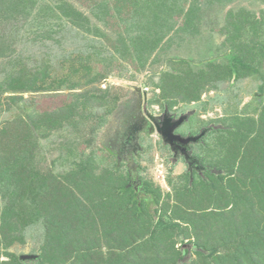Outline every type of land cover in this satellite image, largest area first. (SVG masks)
Listing matches in <instances>:
<instances>
[{
	"label": "trees",
	"instance_id": "1",
	"mask_svg": "<svg viewBox=\"0 0 264 264\" xmlns=\"http://www.w3.org/2000/svg\"><path fill=\"white\" fill-rule=\"evenodd\" d=\"M243 1L0 0V59L19 34L52 38L67 25L110 43L75 49L81 65L74 53L60 65L70 72L33 54L0 74V264H264V0ZM115 60L149 74V104L163 109L207 111L203 94L221 83L261 82L255 101L203 122L217 125L198 154L213 172L169 173L165 192L96 143L120 105L100 86ZM66 89L54 109L22 105L25 93ZM58 134L62 168L43 169L40 152Z\"/></svg>",
	"mask_w": 264,
	"mask_h": 264
},
{
	"label": "rangeland",
	"instance_id": "2",
	"mask_svg": "<svg viewBox=\"0 0 264 264\" xmlns=\"http://www.w3.org/2000/svg\"><path fill=\"white\" fill-rule=\"evenodd\" d=\"M246 3L248 6L254 9H259L261 5L258 0L243 1V5ZM211 22H214L215 25H218L220 24L221 19L218 20L217 16L213 14V19H211ZM204 29L207 32L208 28L205 27ZM63 31L64 32L54 34L52 38L44 39H40L43 36L42 31H38L37 33L28 32L26 35L23 34V36H21L19 34L18 36H16L12 48L8 50V52L10 53L7 52L6 54L9 55L7 56V59H0L1 76H4V71L5 69H7L6 65L9 63V61H11L9 60V58L11 59L18 56L20 59H26L31 57L33 54L39 55L38 58H40V61L44 59V56L48 57L50 55L52 65L56 67L57 72L60 71L66 73L71 71L70 62L67 63L65 69H61L60 65L63 64L61 63V61L64 60V57H69L72 53H74L71 63L73 62L76 64V67H79L81 64L78 61V51H76L75 49L80 46L87 45V42H90V46L96 42L92 41L91 39H86L83 34H79L76 30H72L70 25H67V27L65 26ZM96 40L98 42L103 40V38H97ZM106 40L104 39L103 41L96 43L97 46H100L102 43L110 44ZM194 44H200L202 47L206 46V42H204L203 40L201 43L198 42ZM219 44H221V39L219 41H215V46ZM104 49H106V47H104ZM85 53L87 54V52ZM189 55L193 56L192 54L188 53L187 56ZM10 65L9 67H11ZM102 67L103 64L99 63L98 68L101 69ZM108 67L110 69H108L107 71H111V74L106 79L101 81L100 86L102 88L112 86L114 92L118 93L121 97V100L119 108L115 110L113 112L114 114H112L111 116L110 126L106 123V125H103V127L100 129L96 143L101 147L103 146L104 148H107L110 151L114 152L115 156H118L115 148H117L119 145L117 140L120 139L121 136L120 131L123 126L122 122H124L126 115L135 108L136 102L138 100L137 95H139L140 92H144L143 86L149 85L148 87H150V84H148L149 74H147L146 71L141 72L140 70L134 68L130 63H123L117 60L114 61V64H108ZM156 80H158V78H156ZM260 83L261 82L259 80L251 77L241 79L235 84L233 83L231 85H229V82L221 83L218 89L211 92V94L208 93L207 96H205V99L210 101V112L203 113V110L201 108L199 111V115L201 114L202 119L204 121H207L210 118L217 119L219 117H222L226 115L227 112L230 113L231 111H234L235 108L241 110L247 103L255 101L254 96L258 95L259 93ZM84 89L85 87L80 90ZM153 90L154 89L151 90L152 92H150V90L146 92L149 100V96L152 97L154 94ZM156 90L159 92V89ZM69 92L70 91L68 89L59 92H28L24 94L25 100L22 102V105L25 108L29 109L35 106L39 109H54L64 104V101L65 99H67ZM14 107L15 112L23 111V109L19 108V106L14 105ZM177 107L179 108V110L196 109V106H194V104L188 103L177 105ZM152 108L153 110L155 109L157 113H160L159 110L165 111L162 108L161 104H155ZM100 112L103 113L102 109ZM2 117H12L11 111L4 112ZM192 123L197 124L198 127L195 129L197 130L200 126V121L196 114L192 115L190 120H188L186 124L182 126V130L185 132L192 125ZM86 132L88 134L92 132L90 126L87 127ZM199 134L200 133L196 134V136H198ZM155 135L152 136V138H146L145 142L140 140V142H143L145 144L147 143V148L140 150L138 154L135 153V159L131 161H137V163L139 164L135 165V163H131V166L138 168V166L140 165V167H142L141 174L145 178L151 179L154 183L161 186V188L165 192H167L169 190L167 188H163L161 184L163 183L164 177L167 180V176L169 175V173L173 176H176L178 175L176 174L177 172H184L187 170V168L182 161H180L179 163L177 162L178 164L176 163V166L174 162L171 163V161L166 158L167 154L165 153L164 147L161 145V141H159L157 136ZM154 139L155 142H153ZM63 140L64 138L60 134H58L53 137L51 141L45 145V147L43 146L42 152H40L39 155L42 164L40 166L43 169L54 168L55 166H57L58 170L62 168V165L59 161V156L62 152L61 142ZM193 147L194 152L196 154H199L201 144L194 143ZM214 154L215 153H212L210 156L214 157ZM129 157L131 158V156ZM207 166L212 170V172L216 169L209 165ZM28 250L29 247H27L25 251Z\"/></svg>",
	"mask_w": 264,
	"mask_h": 264
},
{
	"label": "flooded vegetation",
	"instance_id": "3",
	"mask_svg": "<svg viewBox=\"0 0 264 264\" xmlns=\"http://www.w3.org/2000/svg\"><path fill=\"white\" fill-rule=\"evenodd\" d=\"M137 96L138 100L135 108L126 115L124 122H122L123 126L120 131L121 136L120 139L117 140L119 145L117 148L114 147L116 149L115 151H117L119 159L127 161L129 167L132 165L131 163H135L136 165V162L131 160L135 159V153L138 154L140 150L144 148L140 142V137L145 136V138H152V136L156 134L158 140L161 141V145L164 147L165 153L167 154L166 158L169 159L171 163L182 161L186 165L187 170L190 171V167H192L194 172L202 171V165L205 164H203L200 160V156L194 152L193 144L204 143V139L208 135L209 131L202 138L195 136L196 134L201 133L204 128H214L217 127V125L212 123L209 125H202L199 131L195 133L193 131H189L188 129L184 132L182 130V126L187 122L186 120L188 115L193 110H179L178 107H173L170 109V117H172V121L175 122V125L179 124L181 120H184V122L180 126L175 127L174 134L178 136L171 134L164 139L161 134L157 133L156 126L150 118V115H154L156 117L155 121L157 122L161 119L160 122L162 123H160V125L165 126L163 123L165 118L162 117L165 115V111L159 110L160 113H157L155 109L153 110V105L149 104L147 93L140 92ZM188 136H190V138H186ZM129 156H131V158ZM132 169H136V167L132 166Z\"/></svg>",
	"mask_w": 264,
	"mask_h": 264
},
{
	"label": "water",
	"instance_id": "4",
	"mask_svg": "<svg viewBox=\"0 0 264 264\" xmlns=\"http://www.w3.org/2000/svg\"><path fill=\"white\" fill-rule=\"evenodd\" d=\"M162 117H164L165 119H164V125L165 126H161L160 125V123H162V122H160L161 121V119H159L158 121L159 122H157V121H155V116L154 115H150V118L152 119V121L154 122V124H155V126H156V131H157V133H159V134H161L163 137H164V139H166V137L167 136H170L171 134H173L174 136H178V135H175L174 133V130H175V127L176 126H180L183 122H184V120H181L180 121V123L179 124H177V125H175V122H173L172 121V117H170V109L169 108H166L165 109V115H163ZM170 117V118H169ZM160 118H161V116H160ZM212 129V127H206V128H204L202 131H201V133L198 135V136H195V137H199V138H202V137H204L207 133H208V131H210ZM192 136V135H191ZM186 138H190V136H188V137H186ZM185 139V138H184ZM186 157V156H185ZM186 161H187V159H186ZM209 167L208 166H206V165H202V168H201V170L202 171H205L206 169H208ZM190 173H191V176H193V174H194V171H193V168L192 167H190ZM36 257V255H34V254H25V255H22L21 256V258L23 259V260H26V259H33V258H35Z\"/></svg>",
	"mask_w": 264,
	"mask_h": 264
},
{
	"label": "crops",
	"instance_id": "5",
	"mask_svg": "<svg viewBox=\"0 0 264 264\" xmlns=\"http://www.w3.org/2000/svg\"><path fill=\"white\" fill-rule=\"evenodd\" d=\"M148 84H150V83H148ZM147 85V84H146ZM149 85H147V86H143V91L146 93L148 90H150V92H152L151 90H152V84H150V87H148ZM211 92H213V90L212 91H210V92H207V93H204L203 94V99H204V101H208V102H210L209 100H207V99H205V96H207V94L208 93H210L211 94ZM149 98H151L150 96H149ZM211 100V99H210ZM180 104H184L183 102H181V103H179L178 105H180ZM188 104H194V106H196V109L195 110H193V109H191V110H193V111H191V113L188 115V118H187V120L186 121H188V120H190V118H191V116L192 115H194V114H196L197 115V117H198V119H199V121H200V126H199V128L197 129V130H195L198 126H197V124L196 123H192V125L188 128V130L189 131H193L194 133L195 132H198L199 131V129L202 127V124H203V122H205L203 119H202V115L200 114L199 115V111H200V109L201 108H199L200 107V104L199 103H195V102H191V103H188ZM154 105L155 104H153V107H154ZM174 107H177V106H174ZM210 108H211V105H210V103H209V108H208V110L207 111H204L203 110V113H208V112H210ZM190 117V118H189ZM186 124V123H185ZM155 135V134H154ZM153 135V136H154ZM156 136V135H155ZM140 140H142V141H146V138H145V136H141L140 137ZM148 140H150V139H148ZM151 142V141H150ZM153 142H155V139L153 140ZM141 144H142V146L144 147L143 149H145V148H147L146 146H147V143L145 144V143H143V142H141ZM151 148V147H150ZM144 151V150H143ZM145 151H147V150H145ZM179 163V162H178ZM177 163V164H178ZM174 164L177 166V164H176V162H174ZM180 173H182V172H180ZM179 172H177L176 174H180ZM162 184V186H163V188H167L168 190H170V187H169V184H168V182H167V180L165 181V182H163V183H161Z\"/></svg>",
	"mask_w": 264,
	"mask_h": 264
},
{
	"label": "built area",
	"instance_id": "6",
	"mask_svg": "<svg viewBox=\"0 0 264 264\" xmlns=\"http://www.w3.org/2000/svg\"><path fill=\"white\" fill-rule=\"evenodd\" d=\"M161 172H163V171H161ZM160 176V175H159ZM161 177V176H160ZM166 181V179H165V177H164V180H163V182H165Z\"/></svg>",
	"mask_w": 264,
	"mask_h": 264
}]
</instances>
